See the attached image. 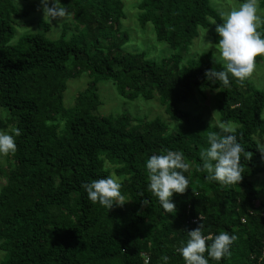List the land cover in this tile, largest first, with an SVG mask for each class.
Here are the masks:
<instances>
[{"label": "trees", "instance_id": "16d2710c", "mask_svg": "<svg viewBox=\"0 0 264 264\" xmlns=\"http://www.w3.org/2000/svg\"><path fill=\"white\" fill-rule=\"evenodd\" d=\"M60 2L72 13L69 32L65 22L55 40L47 39L49 24L40 22L42 31L12 42L17 19L27 12L20 13L13 0H0V130L21 133L14 136L16 153L5 160L8 170L0 163V264H164L162 256L169 257L168 264H185L177 248L202 222L206 236H237L230 257L217 262L205 253L209 264H264V154L258 149L264 148V93L231 76L229 86L209 81L206 71L224 70L209 53L185 62L179 54L198 28L209 29L218 43L220 14L208 0L137 2L139 26L149 23L156 41L177 50L153 61L122 51L128 38L120 31L121 0ZM258 31L264 38V24ZM82 73L85 88L64 108L66 80ZM100 80H110L125 101L156 99L169 124L127 113L97 114ZM194 95L209 99L217 124L180 107L193 104ZM221 125L235 129L246 151L239 184L211 181L200 170L208 134L225 135ZM169 150L182 152L190 165L184 173L189 188L171 197L173 214L150 191L146 168L150 156ZM108 176L120 181L126 200L109 211L93 204L82 188Z\"/></svg>", "mask_w": 264, "mask_h": 264}, {"label": "clouds", "instance_id": "9594fccd", "mask_svg": "<svg viewBox=\"0 0 264 264\" xmlns=\"http://www.w3.org/2000/svg\"><path fill=\"white\" fill-rule=\"evenodd\" d=\"M37 10H42L44 21L52 23L55 20L59 27L64 22L72 20V13L67 6L61 4L60 0H40V7ZM258 12L259 0H245L238 8L220 12L222 23L217 24L215 29L219 39L213 46L219 51L220 58L224 62V70L206 71L205 76L209 81H219L224 86H229L230 76L240 84L253 76L256 71V57L264 56V38L258 31L264 24V17ZM212 24H216V21ZM220 127L225 133L222 137L215 132L208 134L210 147L200 153L203 161L200 170L206 171L208 173L206 178L211 181L223 185L239 184L243 179L241 153L246 151L233 134L235 132L233 127L224 125ZM13 132L14 135H10L0 131V155L16 153L17 144L14 136H19L21 133L19 129H14ZM258 149L264 154V148L258 147ZM251 158L252 153L247 152L246 159ZM146 168L149 173L150 191L158 197L166 213H176V206L171 202V197L174 193L184 194L189 188V179L184 173L189 172L190 165L185 162L183 153L169 150L163 155L154 154L147 160ZM82 188L93 204L99 203L108 211L114 205L123 206L126 203L125 196L120 191L121 184L112 176L85 183ZM149 202L144 199L142 204L147 206ZM199 219L202 221L201 216ZM203 227L202 222L196 229L187 232L189 238L186 244L182 243V246L177 248L185 264H209L205 253L217 262L232 254L230 248L237 240V236L228 232L206 236L203 234ZM208 241H211V244H208ZM161 259L164 264H168V256H162ZM260 259L264 261V256Z\"/></svg>", "mask_w": 264, "mask_h": 264}, {"label": "rangeland", "instance_id": "374dc122", "mask_svg": "<svg viewBox=\"0 0 264 264\" xmlns=\"http://www.w3.org/2000/svg\"><path fill=\"white\" fill-rule=\"evenodd\" d=\"M139 1L140 0H121L123 19L120 21V31L126 34L128 38L122 46V51L142 53L144 54L145 58L153 61H158L161 58H165L177 53V50H172L164 42H158L155 40L151 25L149 23L145 24L143 27L139 26L136 19L137 10L135 11L133 8ZM13 2L20 13H22V11H26L27 15L17 19L18 25H15L13 38L11 40L12 42H14L22 34L42 31L37 27V23L40 22H46L49 24V28L46 30V32H44V36L47 39L55 40L59 36L61 26L59 27L57 21L53 20L52 23L44 21L42 10H37L40 7V0H13ZM243 2H245V0L242 2H235L234 0H208L209 6L218 14H220L221 11H229L232 8H238ZM258 14L264 17V8H261L260 0ZM70 23L71 21L67 24L68 30L66 32L70 31ZM208 30L209 29L207 28L197 29V35L191 41L190 45L187 47V50L179 52L182 62H185L191 58L197 59L200 55L209 53L224 65V62L220 58L218 49L213 46L216 43L213 42L211 36H208ZM258 60L259 61L256 62V71L248 80L253 87L261 90L264 93V56H258ZM87 79L88 78L86 75L82 73L77 78H70L66 80L65 89L62 92V105L64 108H69L73 105L75 95L85 88ZM96 94L100 102L97 108V114L99 115L106 116L127 113L132 115L134 118L146 120L157 118L165 125L169 124L168 115L164 113L162 106L159 105L156 99L151 98L150 100L146 101L142 99H136L131 102L125 101L118 96L115 86L110 80H100L96 84ZM192 102H194V105L183 103L180 105V107L184 110L188 109V112L190 113H199L201 114L203 120L211 121L212 124H217L214 122L217 121L216 118L218 113L216 109L210 105L208 98L199 101V97L194 95ZM262 117H264V107L261 111V118ZM0 131L6 132L8 134L6 129ZM5 160H7V156L0 155V163L7 171L8 169L4 164ZM3 177L4 176H0V184L3 180ZM117 182L120 183L119 180H117ZM3 259L4 253L0 250V263L3 261Z\"/></svg>", "mask_w": 264, "mask_h": 264}, {"label": "built area", "instance_id": "2783aa9c", "mask_svg": "<svg viewBox=\"0 0 264 264\" xmlns=\"http://www.w3.org/2000/svg\"><path fill=\"white\" fill-rule=\"evenodd\" d=\"M191 221L194 222V220H191ZM241 221H242V220H241ZM261 255L264 256V248H263V250H262V252H261ZM144 262H146V260H145Z\"/></svg>", "mask_w": 264, "mask_h": 264}]
</instances>
